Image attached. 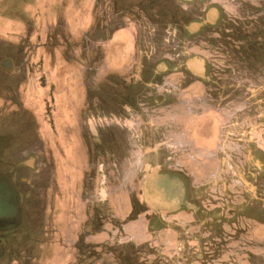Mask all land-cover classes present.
I'll list each match as a JSON object with an SVG mask.
<instances>
[{
    "label": "rangeland",
    "instance_id": "374dc122",
    "mask_svg": "<svg viewBox=\"0 0 264 264\" xmlns=\"http://www.w3.org/2000/svg\"><path fill=\"white\" fill-rule=\"evenodd\" d=\"M189 1L0 0V55L15 61L0 60V172L23 163V179L37 196L33 211L24 208L25 227L0 243V264H68L76 253L92 257L94 243L121 252V264L179 258L210 264L199 259L211 253L209 244L223 250L211 241L240 236L235 220L256 218L238 209L255 193L252 186H261L252 174L264 177L254 139L264 84V0ZM206 7L219 9L211 27L222 24L223 33L205 36L200 50L184 49ZM218 47L224 53L216 58ZM194 56L201 67L188 64L187 73L182 66ZM183 74L224 77V108L212 102L211 85L196 79L178 86ZM244 76L247 89L239 86ZM177 87L168 97L181 101L164 109V92ZM211 112L221 129L215 124L205 142L191 137L190 147L183 129ZM221 140L232 148L217 149ZM31 157L37 170L28 174L24 162ZM152 176L166 198L180 200V218L152 210ZM10 180L0 175V235L22 224ZM189 200L198 211L183 212ZM161 249L172 259L149 254Z\"/></svg>",
    "mask_w": 264,
    "mask_h": 264
},
{
    "label": "trees",
    "instance_id": "16d2710c",
    "mask_svg": "<svg viewBox=\"0 0 264 264\" xmlns=\"http://www.w3.org/2000/svg\"><path fill=\"white\" fill-rule=\"evenodd\" d=\"M217 60V59H216ZM248 124V122H247ZM256 136L254 137V139L257 141L256 143V148L257 151L261 152L264 155V131L262 130H257L255 131ZM254 133V134H255ZM258 136V139H257ZM259 141L262 143H259ZM258 143L260 144V146L258 145ZM256 173V172H255ZM258 174H260V172L258 171L256 174H252L253 176L257 177V180H262L260 185L262 186H255L256 188H254L252 186V184H249V186H252L253 189H255V193L252 194L251 198H248L246 204L242 205V207H240L238 210H240L241 213L243 212H249L251 215H254L256 218L253 220L250 217H246L247 221H252V223H244L243 225L239 223V222H234L233 226H239L243 229L242 233L239 235L235 234V236H231L226 240H220V241H211L213 243H221L222 244V251L221 252H216L215 250V246L216 244L210 245L208 247H210V254H206L207 257H200L199 259L201 261H205L206 259L209 260L210 264H264V235L263 238L257 237L258 233H262L264 234V205L262 203H264V177H260L258 176ZM158 176V175H157ZM152 181V184L154 186V190L157 193V199L154 200V198L150 197L151 193H149L148 191V196L150 198V200L148 201V204L151 206L152 210L159 212V213H164L166 215V219L170 216L171 218H180L181 216H177L176 214L179 212L178 207L176 208H170V209H165L163 207L162 204V197H163V191H161V186L159 187L158 183L160 181L157 180V177L152 176L151 178H149ZM148 179V180H149ZM168 188H166L167 190ZM260 189V191H259ZM165 190V191H166ZM262 195V199H255V197H259ZM175 197V196H174ZM177 202L180 201L179 199H175ZM175 201V202H176ZM170 205V204H169ZM255 206H257L256 208H254ZM98 208L99 212H103L105 213L107 216H109V212L106 211V209L103 210V208H99L98 206L96 207ZM191 210H196L198 211V209H191ZM190 210V211H191ZM189 212V211H188ZM190 213V212H189ZM105 216V217H107ZM161 217V216H160ZM161 219H163L161 217ZM231 226V225H230ZM233 232V231H232ZM234 232H236V230H234ZM233 232V233H234ZM119 236H117L118 238ZM116 238V239H117ZM198 239L201 240L203 238H201L200 236H198ZM208 241L203 240L204 243H207ZM226 243V244H225ZM93 243H90L88 245H92ZM224 244V246H223ZM93 246H89V248L92 249V251H94L92 257H84V260H82L81 256H79V254H74L73 256H71L68 259V264H121L120 262V254L121 252L118 254L117 251H112L111 252L108 250V245L106 244H102L100 246H98L97 244H93ZM230 246L229 250H226L228 247ZM88 247V246H87ZM88 248V249H89ZM214 249V250H213ZM103 250H106V252H110V253H105L103 252ZM108 250V251H107ZM172 251V250H171ZM162 249L161 251H155V252H149V254H154L155 256H157L158 258H160L161 260H164L166 258L172 259L171 257L162 256ZM164 255V253H163ZM156 257V258H157ZM224 257V258H223ZM185 258H179V260L176 262V264H186L183 263L182 261H184ZM174 260H170V261H166V264H169V262L173 263ZM153 264H156L155 262ZM160 264V263H157Z\"/></svg>",
    "mask_w": 264,
    "mask_h": 264
},
{
    "label": "flooded vegetation",
    "instance_id": "af4514ba",
    "mask_svg": "<svg viewBox=\"0 0 264 264\" xmlns=\"http://www.w3.org/2000/svg\"><path fill=\"white\" fill-rule=\"evenodd\" d=\"M189 2H194L193 4H195V3L196 4H200L201 1H199V0H190ZM191 4L192 3H190L188 5H191ZM218 12H219L218 8H215V7H209L208 8V7H206V9L204 10V13H203L204 16L202 15L203 18L205 17V19L204 20H200L198 22H194L193 24H191L190 30H193L194 33H193L192 39L189 38L188 39V43H187L188 45L189 44H191V45L189 47H187V48L185 47L184 49H199L200 50L201 48H203L201 44L204 42V37L205 36L211 35L212 33H214L215 35L217 34V36H219V35H221V33H223L222 29H224V28H223L222 24H220L218 26L217 25L218 22H215V25H217V26L216 27H211V26H213L211 24L214 23L215 17H216V15H218ZM221 23H222V20H221ZM197 35H199V36H198L197 41H196L194 39V37L197 36ZM202 37H203V41L200 39ZM245 45H246L247 49L251 48L249 40L246 41ZM215 49H216L215 54L217 55L216 58L220 57L224 53L223 49H220L219 47L215 48ZM172 50L174 52H176L175 48L173 46H172ZM174 52L171 55H174ZM219 52H220V54H219ZM246 57H248V56H246ZM200 59H202V58H199V57H196V56H194L192 58H188L186 60V63L183 64L182 67H184L186 72L188 73L189 72L188 71V64L189 65L193 64L194 67L196 68V65H197L196 62H201ZM242 61H244V60L242 59ZM215 62H218V60H215ZM202 67H204V65H202ZM179 72H180V70L178 69V73ZM259 74H257L256 76L258 77ZM222 78H224V77L218 76V79L213 80L212 78L206 76V74L205 75H195V76L190 75V74H186V75L183 74V75H181V77H178L177 85L183 88V86H185V84L188 85V86L191 83L194 84L195 80L197 79V82L198 83H202L204 86H205V84L213 86L215 88L216 92L212 91V93L214 95V98H213L212 102H214V99H216V103L219 102L221 104V106H219L218 108L216 107V108L217 109H221V108H224V107H222V104H224L225 103L224 101L228 98V95H225L224 97H221V92L219 91L220 90V86H221V85H219V83H222ZM228 78H231V77H228ZM188 79L190 81H188ZM248 79H249L248 76H244V77L241 78V81H243L239 85L241 87V89L242 88L243 89H247V86H244V85H246V84H244V81L248 82ZM192 81H194V82H192ZM214 83H215V85H212ZM260 88L261 89H260V91L258 92L257 95L261 96L262 98L259 100L260 105L257 108L258 110H257L256 115H255V120H256V124H257V126H256L257 130L264 131V106H263L264 105V100H263V98H264V84H262V86H260ZM169 89L167 88L166 91L164 92L165 96L163 97L164 100H163V103H162L165 106L164 109H169L170 106L174 105L175 101H176V103H179L181 101V100L179 101L178 98H176V97H172V96L168 97L169 96L168 94L173 93V91H177V89L179 90V87H177L176 90H174L172 88H169ZM183 91H184V89H183ZM230 95H231V91L229 93V96ZM196 102H200V100L197 99ZM248 107L244 108L243 110L247 111ZM244 114H246V116H245V119H244V121L242 123L243 124L242 126L244 127V128L242 127V131L243 132L245 131V133L247 134L249 127L246 126V125H247V122H249V117L247 116V112L244 113ZM231 124H232V121L230 120V125ZM5 143H6V145L9 144L8 142H5ZM32 162H34L33 163L34 167L32 166ZM24 163L27 164V167H26L27 169L26 170H28V172H27L28 174H30L31 172H36L37 169H36V165H35V163H36L35 158L31 157V158H29V160H27ZM25 164H24V166H26ZM22 165H23V163L16 164V165H14L12 167L11 170L0 172V174H3L4 180H5L6 183H8L10 178L12 180V181L10 180L11 184H12V188L10 187V184L6 185V186L10 190H12L14 192V195L16 196L17 202L19 204V209H20L19 212H20L21 219H22V224L20 223L14 229H12L10 231L6 230L5 232H3L0 235V236L3 237L2 239H0V243H3L4 240L6 241L7 239H9L10 236H14V234H16L18 232V230L20 231V230H22L25 227L26 224L24 223V221H25L27 215H26V213H24V208L25 207H30L31 209L29 208L28 211L31 212L37 206V201H36L37 196L34 194L35 193V187L34 186H30V182H28V181L26 182V180L23 179V175L25 174V172H23L24 170H23V166ZM27 186H28V189L26 188ZM147 186H148L149 193H151L150 197L154 198V200L157 199L158 198L156 196L157 193L154 190V186H153L152 181L150 179H149V182H148ZM16 187H17V189H16ZM0 228H4L3 225L2 226L0 225Z\"/></svg>",
    "mask_w": 264,
    "mask_h": 264
},
{
    "label": "crops",
    "instance_id": "0c3cea01",
    "mask_svg": "<svg viewBox=\"0 0 264 264\" xmlns=\"http://www.w3.org/2000/svg\"><path fill=\"white\" fill-rule=\"evenodd\" d=\"M0 47L3 46L4 47V43L3 41H0ZM0 50H2V48H0ZM1 52V51H0ZM0 60L3 62H15L14 59L12 58V56H5V55H0ZM201 66L196 65V69L199 70L198 68H200ZM167 110V109H166ZM206 117V116H205ZM209 117V118H207ZM206 118L201 117V115H198V117L194 116V118H192V120H194V122H191L188 126H187V130L184 128L183 130L185 131L183 134L186 136L185 139H189L190 141V147H195L194 144V140H192L191 137H195V140H199L201 142H205L207 140H209L212 136H213V130H214V125L217 124L218 128L221 129L222 127V123L218 120V117L216 116V114L214 112H211L209 114H207ZM191 120V121H192ZM211 132V133H210ZM219 134H220V130H219ZM176 138H178V133L175 134ZM173 138V137H172ZM175 138V137H174ZM175 141H177V139H174ZM191 138V140H190ZM172 140V139H171ZM220 141V139H219ZM222 143H218L217 144V149H219V146H223L225 149H231L232 148V144L230 142L225 143L223 142V140H221ZM177 147V146H176ZM180 149V148H178ZM221 149V148H220ZM196 150V149H195ZM189 153L192 155V151L188 150ZM225 151V150H224ZM186 153V152H185ZM226 153V152H225ZM180 154V153H179ZM188 156H186L187 158ZM242 159H240L241 161ZM173 169V168H172ZM176 173V170L173 169ZM171 197L173 198L172 201H170L168 198L165 197V194L163 193V197H162V204L163 207L165 209H169V208H176V206H178V202L174 199V195H171ZM168 199L169 202H166L165 200ZM176 201V202H175ZM196 200H189L188 202H186L187 204L183 207H181V209H184L185 211H183L184 213H189L188 211L192 209V207L190 208V205H193ZM170 204V205H169ZM195 205V204H194ZM180 206V205H179ZM180 209V207H178V210Z\"/></svg>",
    "mask_w": 264,
    "mask_h": 264
},
{
    "label": "water",
    "instance_id": "95a60500",
    "mask_svg": "<svg viewBox=\"0 0 264 264\" xmlns=\"http://www.w3.org/2000/svg\"><path fill=\"white\" fill-rule=\"evenodd\" d=\"M0 175H3V174H0ZM148 182H149V180L147 181V185H148ZM20 210V209H19Z\"/></svg>",
    "mask_w": 264,
    "mask_h": 264
}]
</instances>
